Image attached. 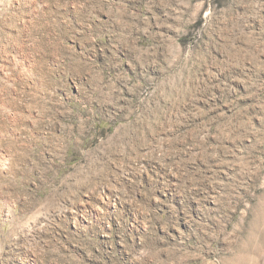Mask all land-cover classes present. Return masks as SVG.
<instances>
[{
	"label": "rangeland",
	"instance_id": "rangeland-1",
	"mask_svg": "<svg viewBox=\"0 0 264 264\" xmlns=\"http://www.w3.org/2000/svg\"><path fill=\"white\" fill-rule=\"evenodd\" d=\"M0 264H264V0H0Z\"/></svg>",
	"mask_w": 264,
	"mask_h": 264
},
{
	"label": "bare ground",
	"instance_id": "bare-ground-1",
	"mask_svg": "<svg viewBox=\"0 0 264 264\" xmlns=\"http://www.w3.org/2000/svg\"><path fill=\"white\" fill-rule=\"evenodd\" d=\"M6 180V179H5Z\"/></svg>",
	"mask_w": 264,
	"mask_h": 264
}]
</instances>
